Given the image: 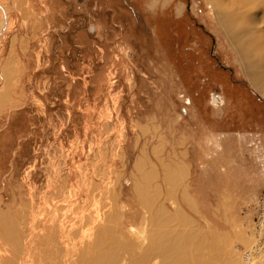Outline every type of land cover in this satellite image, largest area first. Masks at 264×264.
I'll use <instances>...</instances> for the list:
<instances>
[{"label": "rangeland", "instance_id": "obj_1", "mask_svg": "<svg viewBox=\"0 0 264 264\" xmlns=\"http://www.w3.org/2000/svg\"><path fill=\"white\" fill-rule=\"evenodd\" d=\"M0 6V264H89L101 227L108 253L168 264V217L190 264H264V94L231 34L264 38V0L221 11L229 31L210 0Z\"/></svg>", "mask_w": 264, "mask_h": 264}, {"label": "bare ground", "instance_id": "obj_2", "mask_svg": "<svg viewBox=\"0 0 264 264\" xmlns=\"http://www.w3.org/2000/svg\"><path fill=\"white\" fill-rule=\"evenodd\" d=\"M223 1L225 0H210V2H212V9L219 15L220 17V20H221V23H222V27L223 29L225 30H228L230 29V27H232V24L230 22V19L228 17V14L225 15L223 14L221 11L225 10V9H229V7H236L237 9H242L243 11L240 12V13H237L235 11V16L237 17L238 14L240 15V18H247L249 19L250 17L248 16V14H246V11H247V8H249L248 6L251 5V2L252 0H233V4L232 5H226L223 6ZM259 2V1H258ZM251 7V6H250ZM1 8V6H0ZM231 8V9H232ZM5 11V10H4ZM231 11V10H230ZM229 11V12H230ZM233 13V12H232ZM230 14V13H229ZM243 15V16H242ZM247 15V16H246ZM246 16V17H245ZM5 17V18H4ZM1 14L0 12V34L3 32V30L6 28V19H7V15L5 13V15ZM1 19H3V22H1ZM219 19V18H218ZM220 22V21H219ZM239 22V21H238ZM254 23V22H253ZM237 24H240V23H237ZM255 24V23H254ZM4 25V26H3ZM236 26V25H235ZM256 26V25H255ZM235 28V27H234ZM258 29V28H257ZM245 30H247V37L246 35L244 36V32ZM256 30V29H255ZM232 32V31H231ZM254 32V29L252 27H250V25L248 24H242V26L240 27L239 30H236L235 29V32L231 33L233 35L234 38L232 39H235L236 41V37L237 39L240 40V38H248L249 40H251V43L252 45H259L261 46V50H258V48H260L259 46L257 48L254 49V47H252L250 44V42L248 43L249 45H245L244 48H242L241 45H239V47H241V51L243 52V54H245L246 51L249 50V48H252V51H254L253 54L250 55V57L253 59V61H255V63H257V66L256 68L252 69L251 71H249L248 69V66H247V69H248V79H249V82H251L253 84V86H255V88H257L259 91L263 92L264 94V73H262V70H260V66H264V62H261L260 60H262V55H264V38L262 36V33L259 31V30H256L255 34L253 33ZM228 33V32H227ZM226 33V34H227ZM253 34L255 35V39H252V36ZM230 39V38H229ZM248 39H246V41H241V44L243 45V42H247ZM232 41V40H231ZM237 43V42H236ZM234 46L235 43L233 42ZM232 45V44H231ZM233 46V45H232ZM264 59V58H263ZM252 62V61H251ZM250 63V61H249ZM254 63V64H255ZM255 66V65H254ZM7 69H8V72H7ZM264 71V70H263ZM246 72V71H245ZM0 77L1 79H3L4 77L5 78H10L11 77V72L9 70V67H7L6 69H3L2 68V73H0ZM256 89V90H257ZM1 92H3V89L0 90ZM1 94V93H0ZM5 96V95H4ZM264 96V95H263ZM220 95L219 94H214L212 96V102L214 103H217L220 99H219ZM5 98V97H4ZM216 101V102H215ZM223 101V100H222ZM182 173L179 172V176L176 175V173H173V174H170L171 176L169 177V180L171 183L175 184V179L176 178H180V175ZM151 177V176H150ZM142 197V196H141ZM142 199H144V202H146L145 198L142 197ZM166 221V219H161L159 220L158 219V227L156 229V233H155V237H156V240L155 242L153 243L154 246H155V250L157 252H160V253H163L165 255H168V264H190L188 263L187 261V256H188V251L187 250V247L190 248V242L187 241V239H183V237H179V234H176V235H171V234H167L165 232H163L162 230V227L164 225V222ZM172 221V217H168V221L165 222V223H171ZM174 226V225H173ZM101 227V226H100ZM176 227V226H174ZM3 229V228H1ZM172 229V228H171ZM8 230H9V226L8 225H5L4 226V236L7 237V233H8ZM104 234L106 235V232L104 233L103 232V229L102 227L99 228L96 232V236H95V239L93 240V248H94V251L92 253V256H91V262L89 264H118L119 261H120V255L123 254L124 252H131L132 253V256H131V259L129 261L128 264H144V261L142 257H135L134 256V251L132 250H122L123 248H120L119 247V244H113L114 246L118 247L116 249L112 248V251H111V254L107 252V250L105 249V245L107 242H105V238L104 237ZM16 235V234H14ZM3 236V237H4ZM5 237V238H6ZM106 237V236H105ZM191 238V237H190ZM111 239L112 240H115L113 238V236H111ZM85 240H82L81 242L85 243ZM12 241V240H11ZM109 241H110V238H109ZM13 242V241H12ZM111 242V241H110ZM82 243V244H83ZM110 243H108L109 245ZM121 244V243H120ZM169 246H172V247H169ZM173 246L176 247L173 249ZM82 247V246H81ZM125 247V246H124ZM83 248V247H82ZM109 248V247H108ZM188 251V252H187ZM73 252V251H72ZM200 252V251H199ZM198 254V253H197ZM72 255V254H71ZM199 255V254H198ZM197 255V258L199 260V264L202 263L204 264L203 262L207 260V257L208 255H205V254H200V256ZM71 257V256H70ZM81 257V256H80ZM147 257H145L146 259ZM190 258V256H189ZM69 262H71L72 260H68ZM147 261V260H146ZM145 261V262H146Z\"/></svg>", "mask_w": 264, "mask_h": 264}, {"label": "flooded vegetation", "instance_id": "obj_3", "mask_svg": "<svg viewBox=\"0 0 264 264\" xmlns=\"http://www.w3.org/2000/svg\"><path fill=\"white\" fill-rule=\"evenodd\" d=\"M220 98H221L220 100H222V99H223L222 95H220ZM222 102H223V101H222ZM222 102H221V103H222ZM217 103H218V102H217Z\"/></svg>", "mask_w": 264, "mask_h": 264}]
</instances>
